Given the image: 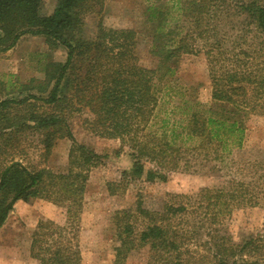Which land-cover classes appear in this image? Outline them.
<instances>
[{"label":"trees","instance_id":"obj_1","mask_svg":"<svg viewBox=\"0 0 264 264\" xmlns=\"http://www.w3.org/2000/svg\"><path fill=\"white\" fill-rule=\"evenodd\" d=\"M56 1L53 12L42 15L44 0H0V53L26 35L42 37L51 51L63 52L61 61L37 55L48 59L40 70L42 81L0 83L4 92L0 139L7 145L14 135L29 131L39 135L44 153L60 140L71 142L65 173L28 168L20 162L4 166L0 229L17 202H49L65 210L66 222H38L31 258L39 264H82L74 227L83 209L89 173L102 165L103 158L74 139L71 121L88 113L85 128L99 138L119 141V151H130L131 177L149 182L163 179L159 173L176 170L190 154L221 160L240 149L248 117H264V0H153L146 12L152 24L154 68L140 65L137 33L132 29L106 28L100 20L93 38L81 36L84 19L99 17L106 0ZM243 24L254 26L263 39L259 47L240 36ZM239 37L244 46L237 43ZM199 54L207 61L209 103L200 102L191 92L181 94L176 112L161 118L154 129L165 83L175 74L176 63L183 56ZM178 111L181 116L176 119ZM107 190L111 196L116 194L111 184ZM202 197L204 215L213 222L220 213L229 212L222 192L205 191ZM184 212L183 206L164 202L158 209L147 208L140 196L128 208L114 212L112 264H125L133 251L145 245L168 252L162 264H238L225 257L222 245L216 246L215 262L184 249L179 231L171 226ZM258 249L243 246L239 253Z\"/></svg>","mask_w":264,"mask_h":264},{"label":"rangeland","instance_id":"obj_2","mask_svg":"<svg viewBox=\"0 0 264 264\" xmlns=\"http://www.w3.org/2000/svg\"><path fill=\"white\" fill-rule=\"evenodd\" d=\"M56 3V0H44L41 14L50 15ZM152 3L153 0H106L99 17L84 19L81 36L93 38L100 20L106 28L132 29L137 33L135 51L140 65L154 68L157 59L150 51L152 24L147 20L146 12ZM233 19L237 21L235 16ZM240 26L243 29L240 36L248 38V45L259 47L262 44L263 39L256 35L254 26ZM226 29L229 30L228 27ZM237 41L239 45H245L241 37ZM38 54L49 55V61L63 59V52L51 51L44 38L23 36L11 50L0 53V83L44 80V72L40 70L48 59L38 57ZM188 92L202 103L210 101L208 66L202 54L183 56L176 63L175 74L165 83L154 129L159 128L161 118L178 107L180 95ZM3 93L0 90V100ZM180 116L181 111H178L176 119ZM86 118H90L88 113L71 121L74 139L87 145L103 159L102 165L89 173L83 209L74 227L79 235L82 264H112L114 239L110 218L114 212L128 208L138 196L150 209H158L163 202L185 208L184 213L172 220L171 226L176 232L179 231L183 248L194 252V257L199 254L215 262L216 246L222 245L226 250L225 257L230 261L264 264L263 116L251 114L248 117L245 142L240 149H234L221 160H215L213 156L204 158L190 154L185 156L176 170L159 173L163 179L156 178L151 182L144 178H132L129 172L130 151L127 148L119 151L120 142L117 140L102 139L90 133L83 123ZM39 141V135L29 131L14 135L7 145L3 138L0 139V171L10 162H20L28 168H46L54 173H65L71 142L60 140L49 153H44ZM108 184L115 189V195H109ZM205 191L211 195L222 192L229 204V212L225 215L220 213L214 222L204 215L202 196ZM41 220L64 225L65 210L43 200L17 202L14 205L0 229V264H39L31 258L30 245ZM251 245L259 247V252L239 253L241 247ZM165 260H168L165 249H151L150 245H145L133 251L125 264H162Z\"/></svg>","mask_w":264,"mask_h":264}]
</instances>
